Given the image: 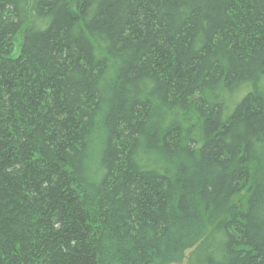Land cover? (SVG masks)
Wrapping results in <instances>:
<instances>
[{"label":"trees","instance_id":"1","mask_svg":"<svg viewBox=\"0 0 264 264\" xmlns=\"http://www.w3.org/2000/svg\"><path fill=\"white\" fill-rule=\"evenodd\" d=\"M0 264H264V0H0Z\"/></svg>","mask_w":264,"mask_h":264},{"label":"rangeland","instance_id":"2","mask_svg":"<svg viewBox=\"0 0 264 264\" xmlns=\"http://www.w3.org/2000/svg\"><path fill=\"white\" fill-rule=\"evenodd\" d=\"M18 53H19V48L17 47V48L15 49L14 56H17Z\"/></svg>","mask_w":264,"mask_h":264}]
</instances>
